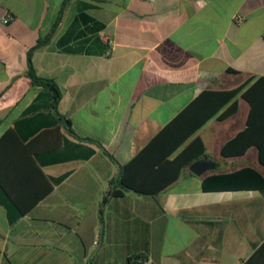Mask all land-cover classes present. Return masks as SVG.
<instances>
[{"label": "crops", "instance_id": "obj_1", "mask_svg": "<svg viewBox=\"0 0 264 264\" xmlns=\"http://www.w3.org/2000/svg\"><path fill=\"white\" fill-rule=\"evenodd\" d=\"M39 39L56 109L26 72ZM259 76L264 0H0V264H264V190L203 188L245 167L264 177L256 146L222 152L247 100L204 119L201 97ZM179 116L162 140L203 124L170 154L149 147ZM194 138L205 155L175 161ZM200 159L213 165L195 174ZM123 166L148 192L120 187Z\"/></svg>", "mask_w": 264, "mask_h": 264}, {"label": "trees", "instance_id": "obj_2", "mask_svg": "<svg viewBox=\"0 0 264 264\" xmlns=\"http://www.w3.org/2000/svg\"><path fill=\"white\" fill-rule=\"evenodd\" d=\"M43 41L44 40L42 39L37 40L36 45L28 50L26 72L33 83L42 85L51 91L53 95L51 105L54 109H56L61 98V89L53 79L37 75L31 59L32 51ZM237 94H240L250 105L246 127L224 144L222 152L223 154H237L239 152H243L245 148L254 145L258 149L259 161L264 165V76L249 79L247 82L230 90L205 91L201 93V97L204 95L206 97H210L209 99H211V103L214 105L210 109H206L204 119L216 114L227 103H229V105L220 114H218V118H225L234 112L237 108V104L233 98ZM181 117L182 116L177 117V119H175L173 123L169 124L163 132L159 133L157 137L153 139V142L151 141L149 147L150 145H154V143H157V145L159 143H163L165 154H170L179 145H181L190 134H192L195 128H198L201 124H203L201 123L203 122L202 118V121L200 120V122H197L196 124H191L183 132L176 133L177 136L171 140H162L160 137H163L164 133H167L168 129H170V127H172V125H174ZM66 123L68 126L70 125V122L67 119ZM8 131L10 130H7L2 138L6 137L7 133H9ZM200 155H205L203 143L199 138H194L184 146L175 161H183L182 164H187L193 160V158ZM127 169L128 166H123L122 168L121 175L117 181L120 187L124 189L131 188L142 193L148 192V188L139 187L135 185L134 182H131L128 178H126ZM245 186L264 190V177L253 168L245 167L232 173L212 174L203 180L204 189L221 187L241 188ZM113 193L115 195H119L121 193L120 188L115 189ZM104 202L105 197L103 198V203ZM13 204L17 208L19 214H23L25 212L24 207L20 206V204L15 201H13Z\"/></svg>", "mask_w": 264, "mask_h": 264}, {"label": "water", "instance_id": "obj_3", "mask_svg": "<svg viewBox=\"0 0 264 264\" xmlns=\"http://www.w3.org/2000/svg\"><path fill=\"white\" fill-rule=\"evenodd\" d=\"M213 165L212 161L207 160V159H200L194 161L190 165V169L195 173V174H201L205 170H207L209 167Z\"/></svg>", "mask_w": 264, "mask_h": 264}, {"label": "built area", "instance_id": "obj_4", "mask_svg": "<svg viewBox=\"0 0 264 264\" xmlns=\"http://www.w3.org/2000/svg\"><path fill=\"white\" fill-rule=\"evenodd\" d=\"M150 1H153V0H150ZM11 16L10 15H6V16H4L3 17V19H2V22L3 23H8L10 20H11ZM233 19H235V20H237V21H240L241 20V16L240 15H238V14H235V15H233ZM142 259V258H141ZM143 260V259H142Z\"/></svg>", "mask_w": 264, "mask_h": 264}, {"label": "rangeland", "instance_id": "obj_5", "mask_svg": "<svg viewBox=\"0 0 264 264\" xmlns=\"http://www.w3.org/2000/svg\"><path fill=\"white\" fill-rule=\"evenodd\" d=\"M262 172L264 173V170Z\"/></svg>", "mask_w": 264, "mask_h": 264}]
</instances>
